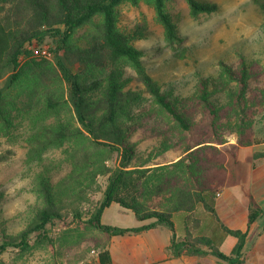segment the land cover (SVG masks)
I'll return each instance as SVG.
<instances>
[{
	"label": "trees",
	"instance_id": "1",
	"mask_svg": "<svg viewBox=\"0 0 264 264\" xmlns=\"http://www.w3.org/2000/svg\"><path fill=\"white\" fill-rule=\"evenodd\" d=\"M169 1L0 0V78L11 70L9 84L0 88V132L12 123L19 101L35 116L55 115L54 122L42 124L27 138L28 156L41 161L48 149L67 145L72 166L56 183L49 165L38 173L36 192L42 204L20 232L6 230L0 211V255L12 247L30 249L33 233L52 246V225L77 223L81 230H92L100 264H113L112 236L166 224L174 232L173 257L212 254L226 264L244 263L248 231L225 226L238 238L227 254L208 238L178 236L176 226L182 231L200 203L215 212L230 169L240 166V147L256 141L264 123V63L244 56L238 63L222 58L219 73L201 75L194 93H174L149 69L144 49L133 43L148 35L147 28L123 30L118 11L125 3L151 5L166 37L175 42L178 28ZM186 1L192 16L220 9L214 0ZM254 2L264 20V0ZM48 38L54 43L53 60L38 53ZM74 63L80 66L77 71ZM125 64L134 69L133 78L126 75ZM145 95L152 110L134 113ZM63 109L68 111L64 118ZM115 152L120 160L109 166ZM5 160L0 155V162ZM99 176L107 177L105 188ZM99 191L103 196L95 200ZM113 203L151 222L106 224L102 218ZM260 214L252 201L250 225ZM0 264H6L1 257Z\"/></svg>",
	"mask_w": 264,
	"mask_h": 264
},
{
	"label": "rangeland",
	"instance_id": "2",
	"mask_svg": "<svg viewBox=\"0 0 264 264\" xmlns=\"http://www.w3.org/2000/svg\"><path fill=\"white\" fill-rule=\"evenodd\" d=\"M214 1L220 4V9L199 16L190 14L186 0L168 2V10L177 22L179 37L175 42L166 37L165 29L157 20V13L151 5L125 3L118 8L123 30L138 25L147 28L148 35L133 43L144 49L143 59L149 69L162 79L165 87L174 88L176 94L194 93L201 75L219 73L218 62L222 58L238 63L244 56L264 63V20L254 0ZM86 30L81 29L77 36L83 35ZM45 45L54 47L51 38ZM125 65L126 75L133 78L134 69ZM78 66V63H74L73 70L77 71ZM10 75L11 70L7 69L0 78V88L7 87ZM128 85H136V82ZM151 102L150 97L145 95L141 102L134 105V113L152 110ZM18 104L12 113V123L0 132V155L7 157V160L0 162V191L3 193L0 211L4 227L10 233L24 229L34 217L36 208L41 206V199L36 192L37 175L46 169V164L51 167L54 183L72 169L67 160L70 149L67 145L48 149L41 161L29 158L27 138L42 124L54 122L56 117L44 116L42 113L35 116L23 110L24 102L19 101ZM66 114L68 111L63 109L62 117ZM175 156L171 153V157ZM119 160L120 154L115 152L107 164L114 166ZM98 183L105 188L107 177L99 176ZM102 196L103 193L99 191L95 194V200ZM102 221L120 227H134L140 223L133 210L119 203H113L105 210ZM51 237L54 239L52 246L48 242H39L37 233H33L30 249L23 252L12 247L0 257L6 264H96L98 256L93 253L97 248L92 239V230H81L77 223L58 222L51 226ZM1 241L0 237V244ZM216 242L219 241L216 239ZM221 248L226 253L230 250L228 246L222 245ZM213 259H217L216 256H207L205 263L222 264Z\"/></svg>",
	"mask_w": 264,
	"mask_h": 264
},
{
	"label": "crops",
	"instance_id": "3",
	"mask_svg": "<svg viewBox=\"0 0 264 264\" xmlns=\"http://www.w3.org/2000/svg\"><path fill=\"white\" fill-rule=\"evenodd\" d=\"M231 141L236 142V136H232ZM262 153H264V123L257 128L256 141L240 147L238 152L240 166L230 169L228 181L216 199L215 212L210 211L204 203L198 204L194 215L187 220V226L182 231L179 230L178 225L176 226L178 236L184 237L188 234L193 238H208L220 250L222 245L228 246L230 250L227 254H230L238 238L226 232L225 226L248 231L243 264H264V155ZM252 201H255L261 209V214L250 225ZM139 221L140 223L134 227L151 222ZM173 235L174 232L169 226L160 224L139 233L112 236L109 240V248L113 264H206L205 258L212 254L173 257L170 249ZM217 236L219 238H216ZM213 260L226 264L219 258ZM96 264H100L98 258Z\"/></svg>",
	"mask_w": 264,
	"mask_h": 264
},
{
	"label": "built area",
	"instance_id": "4",
	"mask_svg": "<svg viewBox=\"0 0 264 264\" xmlns=\"http://www.w3.org/2000/svg\"><path fill=\"white\" fill-rule=\"evenodd\" d=\"M38 53L44 57L53 58V51L51 50L50 46H48V45L42 46V48L40 49V51ZM93 253L98 256L97 250L94 249Z\"/></svg>",
	"mask_w": 264,
	"mask_h": 264
}]
</instances>
